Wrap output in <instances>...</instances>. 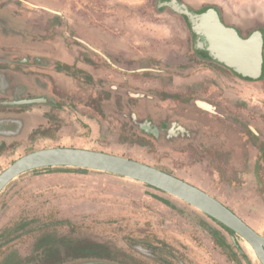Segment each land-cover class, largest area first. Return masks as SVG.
<instances>
[{"label": "rangeland", "instance_id": "374dc122", "mask_svg": "<svg viewBox=\"0 0 264 264\" xmlns=\"http://www.w3.org/2000/svg\"><path fill=\"white\" fill-rule=\"evenodd\" d=\"M170 1L0 0V102L31 99L7 89L14 76H21L14 85L24 82L20 56L45 53L63 61L71 60L78 49L80 59L90 57L97 69L92 76L74 66L72 79L61 73H43L63 97L60 108L44 112L47 121L40 117V104L18 108L0 105V173L29 153L67 147L118 155L166 173L184 174L183 160L142 136L130 118L136 108L144 107L132 95H141L153 99L146 101V112L156 113L150 115L154 123L168 113L172 119H189L196 112L192 101L200 92L195 84L186 85L191 74L216 68L215 62L205 58L204 64H183L187 63L185 55L194 57V36L184 18L164 5ZM178 1L194 11L217 8L224 23L237 27L245 36L264 25V0ZM25 29L29 34L21 32ZM14 39L45 48H15L11 46ZM94 49L118 55L109 63ZM171 52L179 57L174 59ZM8 68L14 70L10 79L3 76ZM23 75L29 78V71ZM260 83L255 93L256 125L264 122V116L257 113L264 112V80ZM166 93L180 98L167 104L162 102ZM241 108L245 106L238 103L237 110ZM33 110L37 119L31 120V126L24 112ZM139 110L138 120H144L149 114ZM67 168L28 172L0 194V264L7 260L12 264H50L48 254L36 248L49 236L105 243L111 247L115 262L125 264H261L245 239L237 234L233 237L174 196L126 177ZM231 207L242 211L239 217L264 236L261 208ZM218 236L232 248H221ZM54 261L90 262L70 258Z\"/></svg>", "mask_w": 264, "mask_h": 264}, {"label": "crops", "instance_id": "0c3cea01", "mask_svg": "<svg viewBox=\"0 0 264 264\" xmlns=\"http://www.w3.org/2000/svg\"><path fill=\"white\" fill-rule=\"evenodd\" d=\"M76 50L75 55L71 54V60L62 61L45 53L40 54L39 58L64 62L65 64H61V68H64L62 73L70 79L74 76V66L79 71L82 70L93 76L92 72L97 70L95 64L88 56L80 59V52ZM94 51L109 63L112 62L113 55H118L106 50L99 52L94 49ZM171 55L174 59L179 57L175 52H171ZM184 57L186 58V55ZM204 61L201 63L204 64ZM215 66L216 68L207 67L191 74L186 84H195L200 92L197 99L192 101L196 112L189 119L184 120V128L188 135H184L183 139L174 135L171 137L170 145L161 148L173 152L175 159L183 160L184 174L182 176L169 174L206 192L238 216L242 211L233 209L232 205L255 206L261 208L264 213V122L259 121L260 124L257 123L259 126L256 125L254 112L255 93L258 92L257 86L261 83L243 80L220 64L216 63ZM65 67L71 70L72 75L66 72ZM26 71H29V78L23 75ZM45 71L48 70L25 66L23 72H20L24 82L22 86L14 85L13 91L23 92L29 98L43 96V92L35 87V79L38 73L48 74ZM50 72L58 75L57 72ZM3 76L7 79L11 78L7 73ZM17 76L9 81L17 82V78L21 80V76ZM0 78L2 79L1 74ZM2 83L0 82L1 86ZM173 95L175 94H164L162 102L169 104V100L174 99L170 97ZM50 102L52 100L46 98L44 103ZM198 102L208 103L216 111L203 110L198 106ZM238 103H243L245 108L237 110ZM166 111L163 110L165 114ZM257 113L264 116L263 111ZM172 117L168 113L166 118L162 117L164 119L153 125L159 135L167 131L174 133ZM29 118H33L32 114ZM251 228L258 231L256 227L251 226Z\"/></svg>", "mask_w": 264, "mask_h": 264}, {"label": "water", "instance_id": "95a60500", "mask_svg": "<svg viewBox=\"0 0 264 264\" xmlns=\"http://www.w3.org/2000/svg\"><path fill=\"white\" fill-rule=\"evenodd\" d=\"M184 18L194 36V47L201 56L224 66L238 77L260 83L264 79V31L244 38L240 30L228 26L217 8L194 11L178 0L164 2ZM44 99H29L8 105L44 103ZM208 112H215L208 103L198 102ZM70 167L110 173L156 188L198 209L245 239L259 262L264 264V236L251 228L231 209L201 189L155 167L118 155L79 148H48L29 153L0 173V194L18 177L39 169Z\"/></svg>", "mask_w": 264, "mask_h": 264}, {"label": "flooded vegetation", "instance_id": "af4514ba", "mask_svg": "<svg viewBox=\"0 0 264 264\" xmlns=\"http://www.w3.org/2000/svg\"><path fill=\"white\" fill-rule=\"evenodd\" d=\"M222 20H223V18H222ZM258 31H264V25H261V26H259L257 28H253V29L249 30V32L246 34V36L241 31L240 32H241V35L244 38H249L254 33H256ZM21 32H24V34H29V31H27L26 29L24 31H21ZM18 33H20V32H18ZM34 36L38 37L40 39L42 38L41 34L35 33ZM11 46H15V48H20V49H23V48H26V47H30V48H35L37 50H39V49L43 50L45 48V47H42L41 45H39L38 43H36V44L35 43L25 44V43H22L21 41H19L18 39H14V43L11 44ZM193 52H194V57L193 58H190L189 56H186V58H187L186 62L187 63L202 62L203 60H205L201 56V52L199 50L195 49V47H193ZM18 63H19V65H21L23 67L31 66V67H34V68H42L43 70L54 71V72H57L58 74H60V73L64 74L61 71V67H62L61 64L62 63H60L58 61L55 62V61H51V60H48V59H41V58L36 57V56L35 57L34 56H30L29 58H26V57L22 58L20 56V59H19ZM7 71H8L7 72L8 76H12L13 73H14V72H12V71H14L12 68H8ZM45 75H47V74H45ZM45 75L44 74L43 75L38 74L37 79H35L36 80V82H35L36 86L35 87L38 90L43 92V94H42L43 96H41V97H32L31 99H44L45 98V100H46V98H47L49 100H52V102H50L49 104L40 103V105H38L39 107L37 108V109H39L38 110L39 114L41 113V116H40L41 119L47 121V117L43 116L44 112H46L48 109L51 110V109L60 108L61 105H62V102H63V100H62L63 97L60 95L61 93H59L58 91L55 90V87L53 86L51 80H49L48 76H45ZM29 83H31V82H28V84ZM5 85H4V88H5ZM13 87H14L13 81L9 82L8 88L6 86V88L8 89L9 92H12L14 90ZM129 96H131V95H129ZM132 98H135V100H137V102L142 101L144 103V107L140 106L142 108L138 107V108H136V112H134V113L131 112V114H130L131 115V117H130L131 118V122L135 125V127L138 128V131H139V133L142 136H144L147 139L151 140L159 148H163V147H166V146L170 145V142L172 140L171 137H173L174 135H175V137H178V138L180 137L181 139H183L184 135H188L186 133L185 128H184V121L176 119V118L173 119L174 127L172 128V130L174 131V133H171V131L170 132L167 131V132H162V135H159L157 133V131H156L157 129H155L153 127V125L155 124L154 123V119L151 118V116H150V115L154 116L156 113L152 114L151 111L149 113L146 112V109H147V106H148L147 102H152L151 100H153V99L151 97H149V96L145 97V96H141V95H137V96L132 95ZM24 100H29V99H25V97H24ZM20 101H23V100L21 99ZM14 102H18V101H3V102H0V105L18 108L19 106H15V105L13 106V105H8L7 104V103H14ZM27 105L31 106L33 104H27ZM21 106H26V105H21ZM127 108H129V105H127ZM139 109H141L142 111H144L147 114H149V115H147V117L144 118V120H138L137 114H138V112L140 113ZM131 111H133V110L131 109ZM30 114H32V117L36 121L37 112H34V110L30 111V112L29 111H25L24 112V117L27 118L30 121L31 126H33L34 123L31 121L33 118L32 119L29 118ZM39 114H38V116H39ZM162 117H159L157 119V122L161 121L162 119H164ZM38 122H41L40 125L44 124V121H40V119H39Z\"/></svg>", "mask_w": 264, "mask_h": 264}, {"label": "trees", "instance_id": "16d2710c", "mask_svg": "<svg viewBox=\"0 0 264 264\" xmlns=\"http://www.w3.org/2000/svg\"><path fill=\"white\" fill-rule=\"evenodd\" d=\"M69 68L65 67L66 72H70L71 70H67ZM174 99H179L180 95H173L170 96ZM59 169H69L67 167H56ZM44 169H52V168H44ZM79 169V168H77ZM82 171H86V169H79ZM213 220V219H212ZM216 222L215 220H213ZM219 224L223 229H225L228 233H230L233 237L236 235L234 232ZM42 239L39 243H37V249H43L47 255V261L51 264V261H54L56 258L63 259V258H70L74 260H88L90 261L87 264H112V262L116 261V257L112 256L111 247L106 245L105 243H100L96 240L88 239V238H80V239H69L63 237L61 239H53V237L49 236L46 240ZM217 244L224 249H231L226 239L222 236H218L216 240ZM158 248H156L157 250ZM111 250V251H110ZM240 251V250H239ZM134 261H136L134 259ZM7 264H12L10 261H6ZM5 263V264H6ZM117 264H125L124 262H115ZM52 264H56L54 261Z\"/></svg>", "mask_w": 264, "mask_h": 264}]
</instances>
